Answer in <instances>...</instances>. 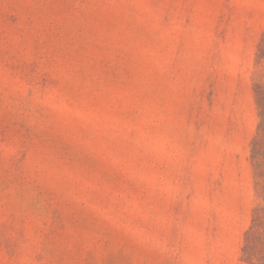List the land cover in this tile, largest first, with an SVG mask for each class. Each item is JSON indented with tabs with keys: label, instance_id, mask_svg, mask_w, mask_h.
I'll return each mask as SVG.
<instances>
[{
	"label": "rangeland",
	"instance_id": "374dc122",
	"mask_svg": "<svg viewBox=\"0 0 264 264\" xmlns=\"http://www.w3.org/2000/svg\"><path fill=\"white\" fill-rule=\"evenodd\" d=\"M263 40L264 0H0V264H264Z\"/></svg>",
	"mask_w": 264,
	"mask_h": 264
},
{
	"label": "trees",
	"instance_id": "16d2710c",
	"mask_svg": "<svg viewBox=\"0 0 264 264\" xmlns=\"http://www.w3.org/2000/svg\"><path fill=\"white\" fill-rule=\"evenodd\" d=\"M262 46H264V40L263 44L260 46V53L257 57L259 63L264 58V50ZM255 96L260 121L257 127L256 135L252 142L250 159L254 168L258 196L259 199L264 202V88L262 86H255ZM262 226H264V207L258 206L255 209L253 224L246 234L247 245L243 249V252L247 255L246 260L248 261L256 258L254 257V253H252L253 249L248 246V244L251 242L252 235L258 231V228H261ZM256 261L260 262L258 259H256Z\"/></svg>",
	"mask_w": 264,
	"mask_h": 264
}]
</instances>
